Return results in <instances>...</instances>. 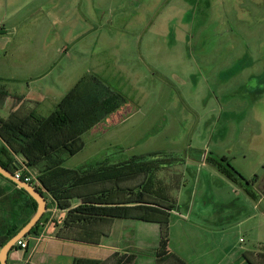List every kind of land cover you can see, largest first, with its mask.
<instances>
[{"label": "rangeland", "instance_id": "1", "mask_svg": "<svg viewBox=\"0 0 264 264\" xmlns=\"http://www.w3.org/2000/svg\"><path fill=\"white\" fill-rule=\"evenodd\" d=\"M0 77L5 120L15 111L48 117L83 81L84 90L92 80L107 85L122 108L82 135L85 147L66 166L154 151L194 159V172L177 169L192 196L190 212L182 204L178 213L191 218L170 224L168 238L183 235L187 259L202 264L222 250L227 262L249 264L243 249L264 251V196L255 208L206 161L226 156L246 178L258 174L254 188L264 195V0H0ZM2 191V211L15 210L5 220L16 221L28 205L21 193ZM140 225L153 251L162 228L158 237L153 225ZM164 250L151 264H179Z\"/></svg>", "mask_w": 264, "mask_h": 264}, {"label": "crops", "instance_id": "2", "mask_svg": "<svg viewBox=\"0 0 264 264\" xmlns=\"http://www.w3.org/2000/svg\"><path fill=\"white\" fill-rule=\"evenodd\" d=\"M3 80L4 78L0 77V81ZM8 97L9 101H11L10 96ZM15 106L14 104L13 107ZM112 114H114V111L108 113L105 117L107 118ZM173 153L175 154V152L167 153L154 151L134 155L135 157H141V159L138 160L137 165H132V167L130 164L131 157L118 159L114 161L117 164H121L119 167L121 177L117 179V181L115 178H107L108 176L103 180H98L97 177H94L91 178L89 182H83L81 184H76V182L73 186H70L71 183H68L70 180L66 177L65 173H57L58 183H55V185L61 186L57 192L63 196V201H69L70 206L65 208L59 206L57 200L50 192H44L48 201V210L43 215L35 231L26 236L27 238L25 237L28 242V247L22 249L16 246V248L10 252L8 259L9 264H101L115 253L121 256L126 255L129 258L130 256H135L131 263L126 264H151V259H157L155 256L160 246L154 248L153 251L151 248H148L147 245L149 244V240L144 232H139V227H137V225H153L155 232L157 230L158 237H160V227H162L163 224H168L169 226L170 224H177L179 221L188 222L191 218V216L187 217L178 213V209L182 204H184L186 210L190 212V208H192V196L191 192L185 193L187 188L185 176L177 172V169L182 166L184 168H192L194 172L197 161L194 159L190 161L187 157L182 158L178 155L174 156ZM163 155L166 157L163 158ZM101 162L110 163L108 159L101 160ZM64 165L67 168L82 167H68L66 166V162ZM44 167L45 166L42 165V168ZM32 168L23 167L20 171L24 173L25 176L31 175L34 179V183L38 184L40 169L38 167ZM32 170L34 173H32ZM92 173H95V171H92ZM110 176H112V174ZM3 189H6L8 193H21L22 201L28 205L24 207L23 211H18L20 216H18L16 221L7 222L5 220L6 217L7 219L8 217L10 218L11 213L15 210L7 206L5 211H2L1 204L4 198H1V193H3ZM133 192L136 194H138V192L143 193L144 198L147 200L172 204L173 207L169 211V214L157 212L153 214L150 213L142 219L107 217L103 221L92 220L97 223L89 225L87 229L83 227L81 224L82 222L77 221L67 224L66 218L69 211L80 204H130ZM256 192L258 198L253 200L256 203L255 208H259V206L261 207L263 205L260 203L264 195L261 196V193L258 191ZM23 195L25 194H23L17 186L0 176V237L6 235L10 229H21L24 223L26 221L28 222L33 216V204L26 195L25 197ZM262 210L264 212L263 207ZM3 216L5 218H3ZM212 216L215 217L213 214ZM252 217L253 214L250 213L247 214L245 218L249 219ZM4 223L6 225H4ZM212 225H216L218 229L222 230L225 224L224 222H212ZM130 227L132 229L131 232L129 229ZM126 228H128L127 231H125ZM189 233L193 232L189 231ZM185 235V237L188 236V229L185 230ZM240 240L243 241L242 238ZM186 241L183 235H177L174 240L169 239L164 250L166 253L163 257H172V255L176 253L185 261V264H202L199 259H192L190 261L187 259L188 245ZM217 250L220 253L218 247ZM242 251L243 252L239 254H242V258L246 259L249 264V259L256 263L253 259L257 257L261 258L259 264H264V256H261L263 251L248 248ZM211 264L234 263L227 262V253L222 250L218 259Z\"/></svg>", "mask_w": 264, "mask_h": 264}, {"label": "trees", "instance_id": "3", "mask_svg": "<svg viewBox=\"0 0 264 264\" xmlns=\"http://www.w3.org/2000/svg\"><path fill=\"white\" fill-rule=\"evenodd\" d=\"M92 82L95 87L93 86L86 90L82 88L83 84H85L84 81L83 84H78L60 101L57 108L48 117H41L36 111L30 110L26 116L20 117L19 112L15 111L7 120L0 118V136L4 140L3 145H0V164L15 173L21 170L23 165H19L14 160L13 154L21 155L24 158L23 164L40 169L39 183H34V181L30 183L43 193L46 191L50 192L57 200L59 206L63 208L69 207L70 203L67 200L63 201V196L57 192L61 188V186L55 185V183H58L57 173H65L70 180L68 182L69 184L71 183L70 186H73L76 182V184L89 182L94 177H97L98 180H103L108 176L107 178H115L116 181L121 177L119 169L121 164L115 162L86 164L79 168H67L64 165L68 157L78 154L85 147L82 135L100 122L108 113L115 111L121 106L122 96L119 93L113 92L107 85L98 86L97 80H92ZM139 159L141 157H131V167L132 165H137ZM206 161L211 163L228 179L239 183L252 199L256 200L258 198L254 188V185L259 181L258 174L252 179L246 178L233 166L230 159L226 156H207ZM42 165L45 167L42 168ZM92 171H95V173H92ZM111 174L112 176H110ZM0 176L17 186L29 198L35 212L37 201L12 180L1 174ZM21 178H25L24 173H22ZM172 207V204L150 201L144 198L143 193L138 192L136 194L133 192L130 204H80L69 211L66 220L67 224L78 221L82 222L84 226L92 223V220L103 221L107 217L142 219L150 213L169 214ZM41 220L32 229L31 233L39 226ZM26 223L27 221L24 224ZM161 228L162 238L158 251L162 248L165 249L169 240L168 224H163ZM19 230L20 228L12 229L6 235L1 236L0 246L2 247ZM261 256H264V251ZM131 259L132 257L129 259L126 255L121 256L115 253L101 264H126ZM176 260H178L177 263L179 264H185L180 258ZM249 261L250 264H256L251 260Z\"/></svg>", "mask_w": 264, "mask_h": 264}, {"label": "water", "instance_id": "4", "mask_svg": "<svg viewBox=\"0 0 264 264\" xmlns=\"http://www.w3.org/2000/svg\"><path fill=\"white\" fill-rule=\"evenodd\" d=\"M0 174L4 177L12 180L20 188L25 189L30 196H32L37 201V209L34 212L33 216L28 220L26 224L11 238L9 239L2 247L0 251V262L1 264H9V254L15 248L16 243L28 236L32 229L37 226L38 222L41 220L45 212L48 210V201L43 192H41L35 185L25 181L22 178H18L15 174L0 164Z\"/></svg>", "mask_w": 264, "mask_h": 264}, {"label": "built area", "instance_id": "5", "mask_svg": "<svg viewBox=\"0 0 264 264\" xmlns=\"http://www.w3.org/2000/svg\"><path fill=\"white\" fill-rule=\"evenodd\" d=\"M14 174L18 178H21V176H22V172L20 170L16 171ZM24 180L28 181V182L34 181V179L31 175L25 176ZM16 246H18L22 249H26L28 247V242L26 239L22 238L16 243ZM0 251H1V246H0ZM0 264H1V262H0Z\"/></svg>", "mask_w": 264, "mask_h": 264}]
</instances>
